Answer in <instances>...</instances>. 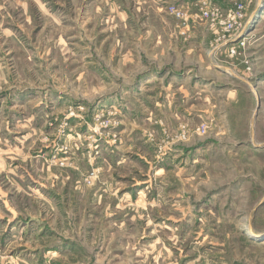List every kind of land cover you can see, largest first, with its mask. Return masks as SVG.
<instances>
[{"label":"rangeland","instance_id":"1","mask_svg":"<svg viewBox=\"0 0 264 264\" xmlns=\"http://www.w3.org/2000/svg\"><path fill=\"white\" fill-rule=\"evenodd\" d=\"M172 3L208 29L204 40L182 34ZM200 4L0 0V260L28 264L25 217L32 245L75 242L44 264H94L104 238L85 233L111 183L161 205L127 207L124 264H264L263 10L247 12L245 46L232 53L214 49ZM185 68L184 83L163 74Z\"/></svg>","mask_w":264,"mask_h":264},{"label":"crops","instance_id":"2","mask_svg":"<svg viewBox=\"0 0 264 264\" xmlns=\"http://www.w3.org/2000/svg\"><path fill=\"white\" fill-rule=\"evenodd\" d=\"M249 2H250V0H249ZM251 2H254L253 9L250 10L251 5L249 3V6L247 8V12L251 15L253 13L255 14L257 11L260 12L263 10V14H262V18H261L263 20H261V22L264 21V9L258 8L259 4L264 6V0H251ZM207 30L208 29L201 27V25L197 24L196 22H193L192 25L189 27L190 36L192 39L198 38L199 40H202V39L204 40V38L208 34ZM262 37H264V34H262L260 38H262ZM210 63L212 64V66L214 68H216V65L214 64V60L211 59ZM216 69L218 70V68H216ZM189 70L190 69H188V68L187 69L185 68L179 72H176V71L171 72L170 70H167V71H164L163 74H165V72H166V74L170 73L171 77L177 76V77L181 78L183 83H184V82H187L188 79L190 78V71ZM161 73H162V71L159 70V71L151 72L150 75H148V74L142 75L141 74L142 75L141 77H144L146 80H150V79H154L156 75H159ZM196 77H198V76H194V79ZM199 82L201 83V78L196 79L193 82L194 83L193 86H197V84ZM146 83H148V81ZM171 83L169 81L168 84L170 85ZM183 92H184V96H186V94H185L186 92L185 91H183ZM260 147L263 148L264 145H260ZM117 154H119V152H117ZM113 157H114V155H110V159ZM121 159H123V157L120 156L119 160L117 162L118 166H116V167L121 168V166H119V163H121ZM103 191H105V192L100 193L98 195L99 198L93 199L92 201H93V203H97L95 205L101 206L104 209V212H106V213L103 216L97 215V213H96L95 217H93V220H92L93 222L96 223V225L93 226L92 231L86 232L85 235L88 236V238H90L92 234L93 235H100L101 234L104 238V245L105 246H104L103 250L105 252L103 253V255H101V253H97L98 256H97V259L95 262L96 264H124L123 259H124L126 252H125V249L123 248V246H121V244H122L121 238L128 231V228L126 227V220L128 218V212L126 210L127 207H130L131 205L135 204L138 207L139 206L143 207L144 209H146V211L150 207L149 212L152 213L153 207L156 208L157 212H160L159 206H161V205L157 204V202H155V201L146 200L145 198H141L138 201H137V199L131 200L129 197H130V194L132 192H134V186L129 188V191H128L121 184L113 185L110 183L107 186V188L104 189ZM139 192H140V194H139ZM138 194L141 195V197H143L142 192L139 190H137V195ZM165 207H166V214H162L161 219H165L166 221H170L171 216L167 213V210H168V204L167 203L165 204ZM150 216H152V215L147 214L146 218L149 219ZM155 217L157 218L158 216H155ZM90 218H92V217H89V219ZM132 218H133V220H136V222H143L142 215H138V216L132 215ZM8 221H9V223H11V220H8ZM136 222H133V223H136ZM21 223H22V230L18 232V235L21 237L23 243H21V245H20L21 247H18V248H22L21 250L24 251L23 252L24 257L22 260L27 262L28 264H44L47 262L46 256L49 253H51L52 251H55L58 253L61 250V248L62 247L65 248V245H67V244L75 245V244H73V243H75L74 240L68 239L67 237L65 239L69 240L70 243L69 242L67 243L63 240H59L60 241L59 244H56L53 247H48L46 244L47 243L46 239H42V244H41V241L39 243V240L36 239L35 244L32 245V242L30 241L31 236H32V232L30 231V227H31L30 223L31 222H30V220H26V218L24 217L21 220ZM98 223H103V225L101 227V232L98 231V229L100 228V226L97 225ZM153 231L154 230H152V232ZM7 233H10V232H7ZM3 235H5V234H3ZM62 244H63V246H62ZM8 247L9 246L1 247L0 251H2V249H3L4 253H7ZM71 247H73V246H71ZM88 247H90V246H88ZM30 254H32V257H30ZM104 255H106L105 259L104 258L99 259V256L103 257ZM6 259H7V257H2V260H0V264H8V260H6Z\"/></svg>","mask_w":264,"mask_h":264},{"label":"built area","instance_id":"3","mask_svg":"<svg viewBox=\"0 0 264 264\" xmlns=\"http://www.w3.org/2000/svg\"><path fill=\"white\" fill-rule=\"evenodd\" d=\"M167 11L181 21L182 34L186 36L189 32V21L193 19L189 11L175 3L168 4ZM199 16L217 29V43L214 49L229 46L230 51L236 53V47L245 46V37H247L245 31L250 22H248L247 7L243 1L201 0ZM98 174L99 169L93 170L87 177V182L91 183Z\"/></svg>","mask_w":264,"mask_h":264},{"label":"water","instance_id":"4","mask_svg":"<svg viewBox=\"0 0 264 264\" xmlns=\"http://www.w3.org/2000/svg\"><path fill=\"white\" fill-rule=\"evenodd\" d=\"M260 107H261V99L258 98V104H257L255 116L258 115V112L260 110ZM263 203H264V200L260 203V205H262Z\"/></svg>","mask_w":264,"mask_h":264},{"label":"bare ground","instance_id":"5","mask_svg":"<svg viewBox=\"0 0 264 264\" xmlns=\"http://www.w3.org/2000/svg\"><path fill=\"white\" fill-rule=\"evenodd\" d=\"M247 229L248 231H250L251 234L253 233V230L251 228L248 227Z\"/></svg>","mask_w":264,"mask_h":264}]
</instances>
